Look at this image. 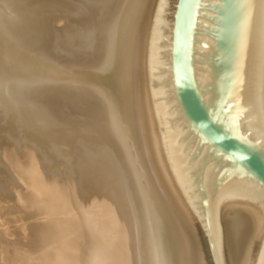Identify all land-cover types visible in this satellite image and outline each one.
Returning a JSON list of instances; mask_svg holds the SVG:
<instances>
[{
    "label": "bare ground",
    "instance_id": "1",
    "mask_svg": "<svg viewBox=\"0 0 264 264\" xmlns=\"http://www.w3.org/2000/svg\"><path fill=\"white\" fill-rule=\"evenodd\" d=\"M36 1H34V5ZM87 1H85L86 5ZM100 1L96 3H100ZM157 1L110 0V9L107 13L104 11V16L102 13V16L95 13L97 12L95 11L96 7L99 6L95 2L93 5L96 7L90 4L95 9L88 8L89 4L87 7L83 5L84 1L82 5L67 6L68 8L64 12L67 13V16H64L76 24H83L96 36L94 44L91 45L93 48L87 50L90 48L88 45L87 52L81 49L85 55L71 60L64 54L56 53L57 48L53 49V53L46 50V45L41 44L43 40L40 42L42 38L38 33L33 32L34 29L40 28L38 26L40 19L46 21V13L41 14L34 10V7L26 11L19 10L16 13L14 7L19 9L18 7L21 5H27L25 0H0V264H5L3 263L5 260L9 264H88L85 259L72 258L74 254L80 255L77 254L79 251H76L77 253L71 251L73 253H70L71 258L66 255V251L69 252V248L67 250L69 244L67 245L66 240V243L55 244L52 239L53 244L47 247L51 242L49 239L52 235L58 236L60 233L57 234L54 230L59 221L54 217L55 212L52 214L53 211L49 207L44 208L47 205L46 200L44 209L39 206V193L46 195V192L43 193L45 190L42 192L43 189H40L41 192L39 191L38 195H35L33 183L21 182L20 178V180L16 178L15 181L3 176L4 171L1 172L3 168L1 163L6 164L8 171L13 169L9 165L12 159L6 157L7 149L13 145L12 143H14L13 150L16 154L14 158L17 160L23 158L18 153L23 144L19 139L23 137H28L33 141L39 153L35 154L40 158V169L45 174L46 179H44L43 185L50 193L48 195L50 200L48 201L47 198V201L51 207L55 209L58 204L61 205L58 200L61 197V191L57 190L59 184L52 185L50 179H56L57 182L60 180L61 190L62 188L70 189L72 184L82 186L79 187L81 188L79 195H76V192L72 193L71 197L73 195L76 197L64 201L65 205L70 208L69 214H66L69 215L67 217L69 220L64 221L63 224L66 233H69L68 236L70 233L74 235L76 232L73 233V229L76 230V226L80 225L83 228H81L82 235L88 239H85V243L88 242L94 250L90 251V249L89 251L95 253L96 256L99 255V258L105 255L111 246H115L114 242V246L109 245L110 247L107 249L103 246L104 243L101 242V239L103 240L105 236V241L108 237H110V239L108 238L109 242L112 240L111 236L116 235L119 219L126 215V208L112 206L117 204H110L108 190L104 193L107 195L108 202L96 195V197H90L89 192L93 185H91V177L83 171L86 164L83 162L84 158L79 156L77 162H69L70 159H73L72 156L77 154L75 153L77 150L83 154L87 152L86 145L88 142L91 143L89 138L93 136L100 138L101 143L110 149L108 156L103 148L105 156L110 157L106 158L109 161L105 160L104 164L101 163L102 166L104 165L102 168L94 167L93 171L98 173V176L101 173L105 175L103 180L97 178L99 185L97 187H105V182L108 180L112 188L111 192H113V188L114 190L122 189L123 196H121L124 197V201H127L128 209L129 206L132 207H130V211L133 210V213L131 212L132 219H137L134 224L136 222V224L138 223L137 228L140 227V233L138 229L137 233L140 234L138 242L140 241L143 246L141 248V245H138L141 248L139 250L144 249L145 263L142 262L144 264H189L191 238L189 229L184 223V221L187 222L188 216L164 161L153 118L148 84L147 60L150 32ZM41 4L43 5V2ZM48 7L51 6L48 5ZM64 7L66 8L65 5ZM96 15L99 17L97 23ZM6 16L7 19H5ZM79 50L76 51L78 55ZM258 80L264 105V33ZM35 100L46 102L48 106L55 105L59 110L63 109L67 112L64 113L65 129L59 130L61 134L58 135V138H55L56 131L53 124L36 119L37 115L32 106ZM77 102L81 104V108L78 105L80 109L77 108V110L81 111L78 112V115L72 116L74 112L71 111L73 109L70 106ZM89 108L93 109V112L86 111ZM8 128H13L12 133L7 131ZM56 141L61 145L57 149ZM75 143H77L75 146L78 149L74 152L72 146ZM90 147L89 144V150L92 151ZM94 147L96 151L100 147V151L103 150L101 145L98 148ZM49 154L51 156L48 157ZM101 154H103L102 151ZM102 156L99 158H105ZM54 158L56 159L54 160ZM62 158L66 159L64 164L68 162L65 170L60 168L63 165ZM99 161H96L97 165H99ZM108 169L109 171H106ZM28 172H24L25 175ZM37 178L39 177L37 176ZM102 189L100 193L106 191L105 188ZM67 190L66 192L70 191ZM120 197H117L119 201H121ZM110 199L113 200V197ZM42 203L41 201V205ZM22 206L25 207V211L26 207L30 210L33 209L32 212L42 218L37 224H30L27 233L17 229L19 231L17 240L3 239L5 237L2 238V235L4 236L8 232L7 227L4 226L6 214L11 212V207H13L12 212L18 213ZM74 219L78 220V223ZM132 219L130 220L133 221ZM29 222L31 223L30 220ZM91 234L94 242L95 237H100L97 239L99 241L94 243ZM81 238L83 239V237ZM112 241L116 240L113 238ZM109 242L107 243L109 244ZM115 250L111 249V258H107L108 261L106 263L105 260V264L125 263L118 258ZM82 253L81 255H83ZM141 255L143 256L142 252ZM89 257L93 258L94 256ZM90 258L89 260H91Z\"/></svg>",
    "mask_w": 264,
    "mask_h": 264
},
{
    "label": "water",
    "instance_id": "2",
    "mask_svg": "<svg viewBox=\"0 0 264 264\" xmlns=\"http://www.w3.org/2000/svg\"><path fill=\"white\" fill-rule=\"evenodd\" d=\"M263 33L264 0L156 4L149 92L189 219V264H264ZM233 150L248 158L229 161Z\"/></svg>",
    "mask_w": 264,
    "mask_h": 264
},
{
    "label": "rangeland",
    "instance_id": "3",
    "mask_svg": "<svg viewBox=\"0 0 264 264\" xmlns=\"http://www.w3.org/2000/svg\"><path fill=\"white\" fill-rule=\"evenodd\" d=\"M26 1V4L27 5H21V7H18L19 9H16V7H14L15 8V11H17L16 13H18L19 12V10H21V11H26V10H28L29 8L30 9H32L33 7V9L34 10H37V11H39V12H41V14H45L46 13V21H47V23H46V21L44 20V19H40V22H39V25L38 26H40V28L37 30V29H34V33H38V35L42 38V39H40V42L43 40V42H41V44H45L46 45V50H48L49 52H51V53H53V49H56L57 48V51H56V53L58 52L59 54H61V55H66L68 58H71V60L72 59H77V57L78 58H80V56H82V55H85V52H87V50H90L91 48H93L91 45H93L94 44V40H95V34H94V32H92L89 28H86V26H84L83 24H76V23H74L71 19H68L67 17H65L64 15H66L67 16V13H64L65 11H66V9L68 8L67 6H72V5H77V4H80V5H82V2L84 3L83 5H86L85 3V1H87V0H41V3L43 2V5L40 3V0H37L36 1V3H38V1H39V3L41 4H36L35 3V5L37 6H35L34 5V1L35 0H25ZM31 1V2H30ZM48 1V2H47ZM88 1H89V3H88ZM87 1V5H86V7L88 6V4L90 5V4H94V2H95V4L97 5H99V6H97L96 7V5H93V6H95L96 7V10L95 11H97V12H95V13H99V15L100 16H102L101 15V13L103 14V16L105 15V13H107L108 11H109V2H110V0H91V3H90V0H88ZM99 2L100 1V3H96V2ZM59 2V3H58ZM62 2V3H61ZM103 2H104V4H105V6H104V4H103ZM106 2V3H105ZM32 6H31V5ZM47 4V5H46ZM57 4H58V6H57ZM103 4V5H102ZM39 5V6H38ZM48 5L49 6H51V7H48ZM54 5V6H53ZM64 5L66 6V8L64 7ZM92 5H90V6H88V8H94L95 9V7H93ZM24 6V7H23ZM30 6V7H29ZM59 6H61L60 8H59ZM55 7V8H54ZM65 9H64V8ZM25 8V9H24ZM103 8V9H102ZM61 9V10H60ZM104 11H105V13H104ZM43 12V13H42ZM94 12V11H93ZM97 16V17H96ZM95 16V21H96V23H97V21H98V19H99V17H98V15H96ZM5 19H7V16L5 17ZM48 24V25H47ZM80 25H81V27H80ZM44 28V29H43ZM68 28V29H67ZM83 28V29H82ZM68 30V31H67ZM84 30V31H83ZM87 30V31H86ZM36 31H38V32H36ZM86 31V32H85ZM90 32V33H89ZM39 33H41V34H39ZM32 35V34H31ZM90 35V36H89ZM88 36V37H87ZM33 37V36H32ZM88 38V39H87ZM85 40H87V41H85ZM92 40V41H91ZM48 41V42H47ZM88 41H90L89 43H88ZM87 42V43H86ZM93 43V44H92ZM49 44V45H48ZM83 44V45H82ZM87 44V45H86ZM52 45H54V46H52ZM88 45H89V49H87L86 50V48H88ZM86 46V47H85ZM60 47V48H59ZM79 48H80V50H79ZM49 49H52L51 51L49 50ZM76 49V50H75ZM81 49H83V50H85V52H82V50ZM71 50V51H70ZM77 50H79L80 52H81V54H80V52H79V55H78V53H76V51ZM75 51V52H74ZM83 53V54H82ZM77 55V56H76ZM59 57V56H58ZM46 103V102H45ZM43 103L42 101H34L33 102V110H34V112H36V115H37V120H45V121H47V123L49 122V123H51V124H53L54 125V129H55V133H56V137L55 138H58V135L59 134H61V132H59V130H61V129H65V122L66 121H64L65 120V118H64V113L66 112L65 110H63L62 109V111L61 110H59L58 108H57V106H55V105H49L48 106V104L46 103ZM75 105V106H74ZM77 105V106H76ZM78 105H79V107H80V105L81 104H79L78 102L77 103H73L72 104V106H70V108L71 109H73V110H75V111H77V112H75V111H73V110H71L72 112H74L73 114H72V112H70V114H72V116H76V115H78V112L79 111H81V110H77V108H79L78 107ZM51 107V108H50ZM55 107V108H54ZM74 107V108H73ZM76 108V109H75ZM81 108V107H80ZM79 108V109H80ZM83 108V107H82ZM90 109V108H89ZM86 109V111L88 110V111H92L93 112V109ZM68 111V110H67ZM69 111H70V109H69ZM68 111V112H69ZM55 112H56V114H55ZM67 113V112H66ZM81 113V112H80ZM79 113V114H80ZM11 115V114H10ZM57 126V127H56ZM0 127H1V124H0ZM2 128H3V126H2ZM4 129V128H3ZM7 131H9V132H11L12 133V131H13V128H8L7 129ZM78 135V134H77ZM93 138V139H92ZM86 139V138H85ZM20 141H21V143H23L22 145L24 146H20V150H18V153H20L21 155H22V157L23 158H21L20 160H17V158H14V157H16V154L14 153L15 151L13 150V148H14V143H12L13 145H11L10 146V148H8L7 149V158H11L12 159V162H10V166L13 168V169H9V171L7 170V167H6V164H3V163H1V165L3 166V170L1 169V172L2 171H4L3 172V176L4 177H6L7 179L9 178H11L12 180H15L16 181V178H20L21 179V182H25V183H33L32 184V186H34V194L35 195H38L37 193H39V191L41 192V190H42V192L43 193H45L46 195H44V194H40L39 193V196H38V198H40V202H39V206H40V208L41 209H44V208H47V207H49L50 209H51V211H53L52 212V214L54 213L55 215H54V217H55V219L57 218L59 221H58V223H57V228L59 227V229H54L56 232L55 233H60V234H58V236L56 235V234H54V232H52L54 235H52V237H51V239H49V241L51 240V242H50V244L49 245H47V247H49L50 245H52L53 244V240L52 239H54V243L55 244H61V243H66L67 242V245L69 246V247H67V245H66V247H67V250H68V248H69V252H67L66 251V255L67 256H71V254H73V253H77L78 251H79V253H77V254H80V255H77L76 256V254H74V255H72V258L73 259H85V262H87L88 264H102V261H103V264H105V260H106V263H107V258H111L110 257V254L112 253L111 252V249H116L115 250V252H116V254H118V258H120L123 262H125V263H123V264H144L145 263V259H143V258H145V256H144V249L143 250H139V249H141L143 246H142V243L140 242H138V239H140V227H139V229L137 228V226H138V223L136 224V220H134L135 218H133L132 219V217H133V210L131 209V211H130V207L131 206H129V209H128V205L126 204L127 203V201H124L125 199H124V197H122L123 195V192L121 191L122 189L121 188H117V189H115L114 190V188H113V192H111L112 190V188H111V186L109 185V182H108V180L105 182L106 183V186L105 187H97V186H99L98 185V183H97V178H100V180H103L104 178H105V175L103 174V173H101V175L100 176H98V173L96 174V172L95 171H93L94 170V167L95 166H99L100 168H102L103 166L101 165V163H105V160H108L110 157H108L110 154V149H108V147H106V145H104V144H102L101 142V140H100V138H96V137H90L89 138V140H91V143L90 142H88L87 143V145H86V151L87 152H85L84 154H85V156H83L84 154L83 153H79V151L77 150V152H75L76 151V149H78L77 148V146H75L77 143H75L73 146H72V148H74V152L75 153H77L76 155H74V156H72V160L70 159L69 160V162L71 161V163H73V162H77V160H78V158H79V156H82L84 159V161L83 162H85L86 164H85V166H84V169H83V171H85V173L87 174V176H90L91 177V179H92V183H91V185H93V188H92V190L89 192L90 193V197H101V198H104L105 200H106V202H108V200L106 199V197H107V195L106 194H104L105 192H108L109 191V193L111 194V195H113V196H109L108 195V199L110 200V204L112 203V204H117V205H112V206H118V207H121V206H123V208H126V211H125V216H123V217H121L120 219H122V220H120L119 219V223H117L118 224V226H116L117 227V229H116V235H112L111 236V238H112V240H113V238H114V240H116V241H112V240H110V242L112 243H110L109 241H108V238L110 239V237H106L107 239V241H105V236H104V238H103V240L101 239V242L102 243H104L103 244V246L105 247V248H109L111 245H113L114 244V242H115V248L114 247H110L108 250H107V255L105 254V255H102V256H100V258L98 257L99 255H97L96 256V254L95 253H91L90 251H94L93 250V248L92 247H90V244L87 242V244L85 243L86 241H85V239H87L86 238V236H83L82 235V231H81V226L80 225H77L76 226V230H74L73 229V233H75L74 235L73 234H71L70 233V236H72V237H70V236H68V234L69 233H66L67 231L65 230V228H64V226H63V224H64V221H66V220H69V218H67L68 216L66 215L67 213L69 214V211H70V208L68 207V206H66L65 205V203H64V201H67V199H69V198H74V196L76 197V195H79L78 193H79V191H81L80 189L81 188H79L81 185L80 184H72L71 185V188L70 189H63L62 188V190L60 189V183H61V181L59 180L58 182H57V180L55 179H50V182H51V184L52 185H56V184H59V185H57V187L59 186V188L57 189L58 191H61L60 192V194H61V197H59L60 199H58L59 200V202H60V204L61 205H57V207H55V209L53 208V207H51V204L48 202L50 199H49V194L50 193H48L47 192V190H46V188H45V186L43 185L44 184V179H46L44 176H45V174H44V172L40 169L41 167H40V158L39 157H37L36 156V154L35 153H38V151H37V149H36V147H35V144H34V142L33 141H31L28 137H23V138H21V139H19ZM32 142H30V141ZM58 140V139H57ZM88 141V140H87ZM98 142H99V144H98ZM104 142V141H103ZM28 143V144H27ZM93 143H95V144H93ZM101 143V144H100ZM34 144V145H33ZM89 144H90V146L92 147L93 146V148H91L90 147V149H92V151L91 150H89ZM93 144V145H92ZM26 145V146H25ZM82 145V144H81ZM97 145H99L98 147H100V145L101 146H103L102 147V149L104 148L105 149V152H106V155H108V156H105V152H104V149L103 150H101L102 151V153L103 154H101V151H100V149H101V147L100 148H98L97 147ZM94 146H96L98 149V151H99V153H97L98 151H96L95 149V147ZM12 147V148H11ZM23 147V149H21ZM55 147H56V149L57 148H59V147H61V145H60V143L58 142V141H56V144H55ZM76 147V148H75ZM87 147H88V149H87ZM25 148V149H24ZM95 148V149H94ZM107 149V150H106ZM89 150V151H88ZM109 150V151H108ZM81 151V150H80ZM92 152V153H91ZM96 152V153H95ZM87 153V154H86ZM108 153V154H107ZM39 154V153H38ZM79 154V155H78ZM81 154V155H80ZM99 154H101V155H99ZM42 155V154H41ZM102 155H104V156H102ZM49 156H51L50 154L48 155V157ZM78 156V157H77ZM99 156L101 157H105V158H99ZM98 157V158H97ZM106 158H108V159H106ZM56 158H54V160H55ZM102 159V160H101ZM100 160V161H99ZM21 161V162H20ZM61 161H63V165H62V167L60 166V168L62 169V170H65L66 168H65V166L67 167V164H68V162L66 163V164H64V162L66 161V159L65 158H62L61 159ZM67 161H68V159H67ZM96 161H99L98 163H99V165H97V162ZM102 161V162H101ZM104 161V162H103ZM109 161V160H108ZM108 161H106V162H108ZM17 162V163H16ZM31 162V163H30ZM96 162V163H95ZM16 164V165H15ZM96 164V165H95ZM1 166V167H2ZM17 166V167H16ZM27 166V167H26ZM69 166V165H68ZM32 167V168H31ZM35 167V168H34ZM27 168V169H26ZM97 168V167H96ZM5 169V170H4ZM34 169V170H33ZM99 169V168H98ZM14 170H16V171H14ZM29 171V172H28ZM39 171V172H38ZM106 171H109V169L108 170H106ZM7 172V173H6ZM23 172V173H22ZM27 173L28 172V174L27 175H25V173ZM82 172V171H81ZM11 174L12 175V177H11V175H9V174ZM15 173V174H14ZM18 173V174H17ZM21 173V174H20ZM35 176H34V175ZM47 174H49V173H47ZM78 174V173H77ZM33 175V176H32ZM79 175V174H78ZM28 176V177H27ZM37 176L39 177V178H37ZM35 177V178H34ZM107 177H108V175H107ZM109 179H110V177H108ZM19 179V180H20ZM107 179V178H106ZM39 180V181H38ZM119 180V179H118ZM42 181V182H41ZM95 181V182H94ZM13 182V181H12ZM115 182V181H114ZM77 185H78V187H77ZM101 185V184H100ZM103 185V184H102ZM36 186V187H35ZM49 186H50V184H49ZM82 187V186H81ZM36 188H38V189H36ZM78 188V189H77ZM102 188H105L106 189V191H104L103 193H100L103 189ZM41 189V190H40ZM76 189V190H75ZM66 190L67 191H69V192H66ZM108 190V191H107ZM72 191V192H71ZM74 191V192H73ZM78 191V192H77ZM119 191V192H118ZM65 192V193H64ZM75 192H76V195H73V197H71V194L73 193V194H75ZM116 192H117V194H116ZM120 192H121V194H120ZM68 193V194H67ZM65 194V195H64ZM119 194V195H118ZM96 195V196H95ZM115 195V196H114ZM122 195V196H121ZM65 196V197H64ZM70 196V197H69ZM121 196V197H120ZM78 197V196H77ZM80 197V196H79ZM112 198L113 197V200H111L110 198ZM117 197H120V200L121 201H119V198H117ZM47 198H48V201H47ZM57 198H58V196H57ZM122 198V199H121ZM41 199H43V200H41ZM45 200H46V202H45ZM61 200V201H60ZM41 201L43 202L42 203V205H41ZM117 201V203H115ZM31 202V201H30ZM47 203V205H46V207H44L45 205V203ZM75 204V203H74ZM182 204H183V202H182ZM120 205V206H119ZM125 205H127L126 207H125ZM184 206V205H183ZM44 207V208H43ZM60 207V208H59ZM12 209L10 210L11 212L9 213V214H6L7 216L4 218V220H5V224H4V226L5 227H7V229H8V232L6 233V234H4V236L2 235V238L3 237H5V238H3V239H5V240H10V241H12V239H13V241H15V239L17 240L18 238V234L17 233H19V231H24L25 233H27V230H28V228H30V224H32V223H38V221H40V219L42 218H39L40 216L39 215H37V214H35V212H32L33 211V209L32 210H30V209H28V207H26L27 209H26V211H27V213H26V211L24 210L25 209V207L24 206H22L21 208H23L22 210H24V211H22L21 210V208H20V210H19V212L18 213H14V212H12L13 211V207H11ZM58 208V209H57ZM132 208V207H131ZM63 210V211H62ZM4 211V210H3ZM50 211V212H51ZM62 211V212H61ZM130 211V212H129ZM132 212V213H131ZM63 213V214H62ZM22 215L21 217H19L20 215ZM61 214V215H60ZM131 214V215H130ZM9 215V216H8ZM37 215V216H36ZM39 216V217H38ZM129 216V218H127ZM9 217V218H8ZM34 217V218H33ZM2 218V219H3ZM22 218V219H21ZM33 218V219H32ZM125 218H127V219H125ZM56 219V220H57ZM130 219H132L133 221H131ZM29 220L31 221V223L29 222ZM34 220H35V222H34ZM71 220V219H70ZM19 221H21L20 223H19ZM63 221V222H62ZM74 221L75 222H77L78 220H76V219H74ZM123 221V222H122ZM134 221H136L135 222V224H134ZM18 222V223H17ZM23 223V224H22ZM78 223V222H77ZM184 223H185V225H186V227L189 229V233H190V227H189V219H187V222H185L184 221ZM123 224V225H122ZM4 226H1V227H4ZM133 226V227H132ZM136 226V227H135ZM4 227V228H5ZM91 228H92V226H91ZM136 228V229H135ZM19 231H18V230ZM25 229V230H24ZM83 229V228H82ZM137 229H138V231H139V233H137L138 231H137ZM17 230V231H16ZM59 232H58V231ZM12 231H13V233H12ZM62 231V232H61ZM78 232V233H77ZM16 234H17V236H16ZM62 234V235H61ZM64 234V235H63ZM80 234V235H79ZM137 236H136V235ZM9 235H10V239H9ZM14 235H15V237H14ZM61 235V236H60ZM77 235H78V237H77ZM82 235V236H81ZM56 236V238H54ZM69 238H68V237ZM83 237V239L81 238V237ZM91 236H92V241L94 242V240H93V235L91 234ZM139 236V237H138ZM57 237H58V239H57ZM61 237V238H60ZM6 238H8V239H6ZM76 238H77V240H76ZM100 237H95V242L94 243H96V242H98L97 241V239H99ZM116 238V239H115ZM137 238V239H136ZM71 239H73L72 241H68V240H71ZM57 240H59V241H57ZM65 240H66V242H65ZM83 241V242H81V241ZM88 240V239H87ZM137 240V241H136ZM76 241V242H75ZM104 241V242H103ZM60 242V243H59ZM79 242V243H78ZM93 242H92V245H93ZM107 242H109V244L107 243ZM138 242V243H137ZM73 243V244H72ZM77 243V244H76ZM81 243V244H80ZM105 243H106V245H105ZM72 244V245H71ZM85 246H84V245ZM190 244H191V242H190ZM108 245V246H107ZM110 245V246H109ZM141 247H139V246ZM78 246H80V247H78ZM138 246V247H137ZM81 249V250H79V249ZM190 248H191V246H190ZM76 249V250H75ZM91 249V250H90ZM86 250V251H85ZM90 250V251H89ZM118 250V251H117ZM71 251H73V253H71ZM77 251V252H76ZM82 251H83V253H82ZM88 251V252H87ZM83 254V255H81V253ZM86 252L89 254V256H94L93 258H90L89 256H87L86 255ZM141 252H142V254H143V256L141 255ZM12 253H13V251H12ZM68 253V254H67ZM71 253V254H70ZM85 253V254H84ZM140 253V254H139ZM93 254V255H92ZM85 255V256H84ZM79 256H81V257H79ZM117 256V255H116ZM76 257V258H75ZM142 257V258H141ZM71 258V257H70ZM89 258L91 259V260H89ZM95 258H98V259H95ZM140 258H141V260H140ZM96 260H98V261H96ZM89 261V262H88ZM91 261H93V262H91ZM99 261H101V262H99ZM144 263H143V262ZM97 262V263H96ZM3 263H5V264H9V262L7 261V260H5Z\"/></svg>",
    "mask_w": 264,
    "mask_h": 264
},
{
    "label": "clouds",
    "instance_id": "4",
    "mask_svg": "<svg viewBox=\"0 0 264 264\" xmlns=\"http://www.w3.org/2000/svg\"><path fill=\"white\" fill-rule=\"evenodd\" d=\"M224 139L223 136H220L218 138V142H222ZM225 158L228 159L229 161H245L248 157L246 154H244L242 151L239 150H233L229 152L228 154L225 155Z\"/></svg>",
    "mask_w": 264,
    "mask_h": 264
}]
</instances>
